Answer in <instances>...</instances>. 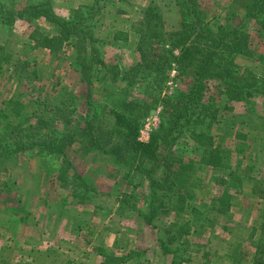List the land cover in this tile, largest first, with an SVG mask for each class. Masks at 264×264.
<instances>
[{
	"label": "rangeland",
	"instance_id": "374dc122",
	"mask_svg": "<svg viewBox=\"0 0 264 264\" xmlns=\"http://www.w3.org/2000/svg\"><path fill=\"white\" fill-rule=\"evenodd\" d=\"M257 4L0 0V264H264V9L246 14ZM61 19L81 30L67 39ZM194 21L213 38L191 32ZM235 30L246 48L219 45ZM209 56L202 107L164 145ZM64 102L68 120L55 114ZM117 113L159 157L172 149L192 163L196 184L163 190L154 161L104 154L88 133ZM217 145L222 167L210 163Z\"/></svg>",
	"mask_w": 264,
	"mask_h": 264
},
{
	"label": "trees",
	"instance_id": "16d2710c",
	"mask_svg": "<svg viewBox=\"0 0 264 264\" xmlns=\"http://www.w3.org/2000/svg\"><path fill=\"white\" fill-rule=\"evenodd\" d=\"M262 5L257 4L256 8L253 10L247 11L248 14H256L260 13L264 9V0H261ZM0 18L5 20V17H3L2 14H0ZM60 24L64 29V35L68 39L70 36H75L77 32H79L81 29L78 27L75 30V33H72L73 30V22L65 21L63 19L60 20ZM191 32H194L196 34H202V33H208L206 36L208 38L212 39L213 36L212 31L207 28L203 27L201 24H199V21L191 22V25H188ZM185 27V28H188ZM224 35L226 36L225 32ZM235 34V39H231L230 41L225 38L223 39L219 45H223L224 47L233 48V49H244L247 47L246 41L242 37H239V34L237 30L233 31L232 35ZM86 34V33H83ZM224 36V37H225ZM83 40L87 39L86 35H83ZM87 43H84V45H80V53H83V55L86 56L87 54ZM202 49L194 50L193 54H196L197 51L201 52ZM182 53L177 59L182 60L185 54L187 53V48L182 47L181 49ZM144 58H146V55H144ZM6 62L11 60V55H8L6 58ZM192 62V61H190ZM189 62V63H190ZM17 67L20 68L21 62L20 60L16 61ZM214 63V59L212 56H209L207 59H201L199 63H196L195 71L193 73L194 75V83L191 88V90L187 94H180L179 96L183 99L181 103L177 104L174 108V119L171 122L170 126L163 132L164 139L163 144L164 145H173L175 140L180 137L179 132L176 134H173L174 131H177L179 127H185L190 123V119L198 113V108L202 107L201 100L203 99L205 93V78H211L213 77V73H210V69L213 67L212 64ZM88 80H91V75L87 76ZM238 98L236 95H231L230 99ZM37 103L38 101H33L32 103ZM8 106H13L15 108L20 103L17 101H14L10 99L6 102ZM123 106L127 107V112L136 113L137 111L141 110L142 104L139 102H130V103H123ZM71 112L70 106L67 102L62 103L61 106H58L55 110V114H57V118L62 120H68L69 119V113ZM116 121L112 125H108L107 129L103 127L102 124H98L94 128H91L88 134L91 137L92 142H95L100 148H102L104 154L114 155L116 158L114 160L117 161L120 160L123 156L130 155V159H141V163H143L145 160L150 159L153 162L152 167H155L156 165L160 166L161 173L159 174V179L155 181V183L159 186L160 189L163 190H173L174 192H180L182 190H189L191 186L195 185L194 177H193V165L189 162H180L174 160L173 156V150L169 149V151L162 155L160 157L157 154V148H156V141L151 140L149 143H144L138 139V133L134 132V136H130L131 132H133L135 129L131 130V132L123 131L121 128L122 126H129L128 119L125 115H121L118 113L116 114ZM97 120V112L94 113V116L91 119V124L96 123ZM183 121V122H181ZM44 127L48 128V124L46 121L43 122ZM87 129V128H86ZM167 131V132H166ZM87 135V134H86ZM129 136L131 137L132 141L129 140ZM86 139H84L81 142H84ZM76 139H73V142H75ZM12 143L16 144L19 148L24 146V142L20 140H14ZM2 148H0L1 150ZM226 154H228L227 151L220 150V145H217L214 149V158L211 159V164L213 167H222L225 164V157ZM156 200H160L157 198ZM163 205V203L161 202ZM262 246V245H261ZM264 245L262 248H260L259 253L264 252ZM262 261L261 257L257 258V261ZM259 264H262L259 262Z\"/></svg>",
	"mask_w": 264,
	"mask_h": 264
}]
</instances>
